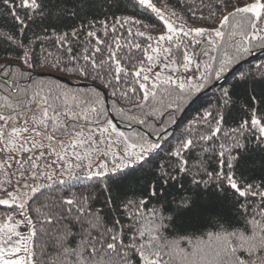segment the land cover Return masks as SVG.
Listing matches in <instances>:
<instances>
[{
    "label": "trees",
    "instance_id": "16d2710c",
    "mask_svg": "<svg viewBox=\"0 0 264 264\" xmlns=\"http://www.w3.org/2000/svg\"><path fill=\"white\" fill-rule=\"evenodd\" d=\"M18 2L19 0H9L6 5L3 0H0V65L4 64L6 60H14L16 58H19L22 62L24 52H29L30 63L23 65L24 69L31 67L29 99L33 93H39V95L32 103L42 97L49 98L51 106L46 104V108H48L46 120L51 131H53L54 125L59 126L61 123H67L71 120L67 111L71 110L88 115L87 120H85L83 114L79 116L80 123L87 126L83 129L85 135L92 132L94 135L99 136V130L96 129L93 122L95 117L87 112V109L99 106L104 109H110L108 118L116 125L117 130H123L128 135H133L136 131H158V127L136 123L137 120L145 119L147 113H155L156 121L163 120L165 127L169 128V135L173 133L180 135L181 132H184V138L195 139L196 132L206 131V129H201L196 124L197 118L205 109L211 110L220 105L224 88L230 90L232 100L227 108V122L221 125L222 132L215 137L211 144L204 145L206 147L215 146L216 152L206 154L199 145L185 150L182 153V158L187 161L188 174L174 172L173 174L177 175L178 179L170 181L167 186L159 184V179L155 175L158 170L157 165L160 163L166 167L168 164H175L177 160L176 158L169 159L167 154H165L160 162L157 160L156 163L145 165L144 170L136 174L139 177L138 179H132L121 187L113 186L112 188V194L117 201L125 196L128 200L143 199L147 201L151 199L148 196V186L153 180L157 181L158 187H164V196L151 200L145 206L144 217L137 224V227L144 232V240L140 242H146L153 237L158 239L159 247L154 250L160 252V264H222L221 257L217 253L220 251V241L224 236L232 232H244L246 235H251L254 229L264 226V216L259 215L260 211H264V197L261 195L264 194V146H261L255 140V136L259 135L258 130L253 129L251 135H247V138L243 141L245 147L240 150L238 162L234 167L237 183L245 187L248 184L253 185V191L256 192L255 196L248 194L241 198L227 184L221 185L222 189H218L215 184L204 188L202 186H194L191 182V176L196 175L201 168L213 171L217 167L219 143L223 142L226 147L228 146L223 133L238 127L245 120L250 121L253 113L256 114L258 119L262 120V126H264V87L261 86L264 81L261 80L260 76L240 78V74L245 72L259 74L261 70L256 65L264 63V50L259 47V41L252 37L251 32H248L247 35H232L233 24L239 21L240 17L232 18L229 24L218 23L227 12L233 10L229 0H152V3L156 7L161 8V11L170 22L183 27L185 31L188 30L189 26L206 24L210 28H217L224 33L223 36L216 37L213 32V36L208 39H214L215 45L211 47L208 43L203 45L209 50L208 57L195 55L194 53L198 52L195 44L188 47L187 51L193 62L189 71L195 70L197 76L200 71L205 70L206 64L215 66L216 61L212 60L211 57L219 58L225 51L232 55L233 49L230 45L248 47L252 50L249 53L237 56L228 65L220 78L225 74L226 77L218 85L206 89L217 80L213 77L205 79L199 91H192L183 96L180 93L169 96L165 90L175 88L176 84L187 75L181 66V51L175 47V44L183 41L187 45L188 41L195 35L192 33L188 37H183L179 32L173 33L174 42L159 41V47L171 49V53H167L170 55L171 61L173 59L176 61L174 65L178 67L179 82L173 79L175 83L167 85L163 80H157L149 76L147 83L150 94L148 98L145 99L141 96V93L145 91L144 89H138L135 96L132 97V100L142 106V111H132V109L136 108V104L129 100L117 101L116 97L113 96V91L116 92L117 96L124 93L131 95V88L138 87L136 84L137 80L140 83H144L143 75H147V73H143V71L148 66L153 65L151 61L147 60V56L151 55L153 51L149 50L144 53L137 50L135 44L139 43L142 47L151 45L152 49L158 46L155 37L163 34L166 29L157 28L156 31L151 30L158 23L157 16L150 10L145 11V7L140 6L138 0H120L119 7L109 6L108 4L112 0H108V3H104L103 0H96L94 4H86L84 0H46L45 13H60V20L50 23L49 17L46 15L41 17L38 11L19 10L16 15H19L24 20L25 25H27L23 34H21L19 25L13 19V12L10 10L12 5ZM234 2L239 6L241 2L244 4L264 3V0H234ZM37 3L43 7L42 0H37ZM172 13L176 15H172ZM245 15L254 16L255 14ZM26 17H35V23H30ZM122 18L140 21V24H128L125 27L131 28L133 33L143 31L145 37L151 35L154 39L148 41L138 35L127 33L125 27H120L117 23ZM102 22L108 27L110 34L107 37L102 34L104 32L101 27ZM257 24L260 27H264V24H260L259 21H257ZM113 26L117 28V32L114 34L111 33ZM73 31L76 32L74 37L70 35ZM87 32H95L97 35L89 37ZM65 33L69 34L67 44L72 46L71 57L58 43V38ZM37 37H39V40ZM117 38L119 39L120 47L114 46V41ZM197 39L203 40L204 38L197 37ZM40 40L43 41V44L39 43ZM100 40L112 45L110 49L106 50L103 45L99 44L98 41ZM16 41H19L25 47H18ZM29 41H32L31 46H29ZM96 47L101 48V53L96 54L97 61L102 59L107 62L106 66L110 67L108 79L116 83L114 89L97 88L93 80L84 78L79 73L73 75L71 79L87 82L89 83L88 85L70 84L55 76V74L63 75L65 68H67L69 73H73L77 68L83 67L82 55L85 54L83 49L88 48L91 50ZM157 51L159 52L158 49ZM109 52L113 54L111 58L109 57ZM33 53L38 58V62L36 59L31 58ZM87 54L89 56L92 55L91 51ZM70 58H74V62H70ZM117 60L120 61L119 66L124 69L122 73L115 72ZM57 62L60 63V71H56ZM196 63L201 65L198 70L194 69ZM45 65H50L52 71L44 70ZM141 69H143L141 77H135L134 73ZM9 71L15 74L14 79L20 80L21 69L19 67L13 65ZM43 71L46 74H42L41 72ZM101 72L103 74V68H101ZM125 73H128V75H125ZM117 75L121 76L122 81L130 80L132 84L129 86L128 84L116 82L115 76ZM195 82L196 78L194 77L193 83ZM57 91L67 92L66 103L57 104L51 101L52 95ZM85 93L87 95H84ZM6 94L7 103L13 106L12 109L3 107L5 104L3 97ZM20 95L22 96L23 93H20ZM16 96L17 93L15 91L0 92V110L5 113L18 112L19 114L32 104L29 103L24 109H21L16 106ZM253 96L256 97L255 102L251 101ZM168 105H171V107H168ZM177 107H179L178 111L176 110ZM57 111H59V115H57ZM168 113L173 115L170 116ZM112 114L118 120L120 126L114 120ZM130 123L132 127H129ZM173 124H175L174 127L172 126ZM189 132L191 135L188 134ZM207 134L211 135V132ZM55 135L61 137L58 132ZM113 135L112 129H109L100 139L107 137L109 141L114 140L115 136ZM4 146L1 144L0 149H4ZM101 147L104 150H109L106 145H101ZM115 148L116 145H111L112 150H115ZM8 149L10 147L7 146ZM6 151L0 154V158H3L0 159V199L5 197V189L12 191V185H15V179L19 177L21 162L25 159V154L20 159H16L10 151ZM165 153H167V149ZM39 156L36 155L35 157L38 158ZM9 157H13V159H9ZM36 162L40 163L39 159ZM124 171L128 170L125 169ZM117 174L119 175L120 173ZM196 178L200 179L201 176L196 175ZM203 178L207 179V177ZM69 183L72 185V192L76 196H79L82 191L85 195H88V191L83 189L77 181L70 180ZM181 185H183V188L180 187ZM241 190L244 191L245 188ZM184 195L191 197V202L187 207L179 205V200ZM100 199L103 200L104 197L101 196ZM30 203L26 197V204L29 205ZM16 204H19L17 200ZM96 206L103 207V204H97ZM161 207L164 214L170 217V220L165 227V231H155L154 225L158 221L150 215V212L152 209L159 210ZM27 211L28 215L32 216L31 209L27 208ZM44 212H46V209H42V213ZM113 215L120 216L122 225L125 228L127 227L129 221L123 218L122 213L114 212ZM9 216L13 217L12 222L18 221L19 217H22L19 218L20 220L23 219L22 214H17V210L8 209L7 206H0V233L3 224L9 221ZM32 218L35 223L36 217L32 216ZM254 219L258 221V225L252 223ZM41 232L40 225L36 224V232L35 235H32L31 243L32 258H35L34 264H54L55 257L52 255V250L50 248L46 251L42 250L43 236ZM128 234L131 235V233ZM229 239L235 247L237 244L236 240L230 236ZM237 255L245 260L248 259L247 254L242 251H238Z\"/></svg>",
    "mask_w": 264,
    "mask_h": 264
},
{
    "label": "snow or ice",
    "instance_id": "6c2138e0",
    "mask_svg": "<svg viewBox=\"0 0 264 264\" xmlns=\"http://www.w3.org/2000/svg\"><path fill=\"white\" fill-rule=\"evenodd\" d=\"M8 2L9 0H3V3L6 5ZM95 2L96 0H84L86 4H94ZM103 2L108 3V0H103ZM119 2L120 0H112L108 5L119 7ZM42 3L43 7L37 3V0H19L18 3L12 5L10 10L13 12V19L19 25L21 34H23L27 25H25L24 20L19 15H16V12L19 10L38 11L41 17L48 16L50 23L60 20V13H45L44 8L47 7V2L46 0H42ZM229 3L233 10L227 12L218 23L229 24L232 18L240 17L241 19L233 24L232 35H247L248 32H251L252 37L259 41V47L264 50V27H260L257 24V21L260 24H264V3L244 4L241 2L239 6H237L234 0H229ZM138 4L144 6L145 11L150 10L158 17V23L153 26L152 31H156L157 28L166 29L163 34L155 37L158 46L159 41L174 42L173 33L176 32L181 33L183 37H188L192 33L195 34L188 41L187 45L183 41L175 44V47L181 51V66L187 75L176 84L175 88L165 90L169 96L176 93H180L183 96L192 91H199L205 79H211L213 77L217 80L220 79L228 65L237 56L249 53L252 50L248 47L230 45L233 49L232 55H229V52L225 51L219 58L211 57L212 60L216 61L215 66L206 64L205 70L200 71L197 76L195 70L189 71L193 62L192 57L188 54V47L195 44L198 52L194 54L200 57H208L209 50L203 45L205 43H208L210 47L215 45L216 42L214 39H208L213 36V32L216 37L223 36L224 33L217 28H210L206 24L189 26L188 30L185 31L183 27L170 22L161 11V8L156 7L152 3V0H138ZM251 13L255 15H245ZM172 15L176 14L172 13ZM28 19L30 23H35V17ZM117 23L120 27H125L128 24H140V21L122 18ZM101 27L104 29L102 34L107 37L110 34L107 25L102 22ZM125 31L131 35H138L145 38L148 41L154 39L151 35L145 37L143 31L133 33L131 28L126 27ZM116 32L117 28L113 26L111 33L114 34ZM68 35V33H65L59 37L58 43L71 57L72 46L67 44ZM70 35L74 37L76 36V32L73 31ZM87 35L89 37H95L97 33L87 32ZM197 37H203L204 39H197ZM37 39L39 40V37ZM16 43L18 47H25L19 41H16ZM39 43L43 44V41L40 40ZM98 43L103 45L106 50L112 46L103 40L98 41ZM31 44L32 41H29V46ZM114 46L120 47L118 38L115 39ZM135 48L144 53H147L149 50H157L152 49L151 45L142 47L139 43L135 44ZM89 51L92 53L91 56L87 54ZM165 51L171 53L170 48L165 49ZM83 52L85 53L82 55L84 66L77 68L73 73H69L67 68H65L63 77L71 79L73 75L79 73L84 78L93 80L97 88L114 89L116 83L108 79L110 67L106 66V61L102 59L97 61L96 59V54L101 53V48L96 47L91 50L84 48ZM112 55L109 52L110 58ZM31 58L36 59L38 62L35 53L32 54ZM153 59V56H147L148 61H153ZM70 62H74V58H70ZM171 62L173 64L176 63L174 59ZM29 63V52L25 51L22 62L19 58H16L14 60H6L4 64L0 65V92L7 93L15 91L17 93L16 106L21 109H24L27 104L32 103L39 95V93H33L29 99L31 67L28 69L23 68L24 64ZM13 65L21 69L20 80L14 79L15 74L9 71ZM116 65V73L124 72V69L119 66V60L116 61ZM200 67L201 65L199 63L194 65V69L196 70ZM256 67L261 70L259 74L245 72L240 74V78L260 76L261 80L264 81V63L258 64ZM101 68H103V74ZM44 70L48 72L52 71L50 65H45ZM56 71H60L59 62L56 64ZM142 71L143 69L137 70L134 76L141 77ZM147 71L152 72L151 66H148ZM125 75H128V73H125ZM153 75H155L157 80L160 79L159 73H153ZM194 77L196 78L195 83H193ZM177 79H179V76ZM148 80L149 76L143 75L144 83H140L137 80L136 84L138 87L131 88V95L124 93L123 95L117 96L116 92L113 91V96L116 97L117 101L129 100L135 103L136 108L132 109V111H142V106L132 100V97L135 96L138 89H144L145 91L141 93V96L145 99L148 98L150 94L148 91ZM115 81L128 84L129 86L132 84L130 80L122 81L119 75L115 76ZM164 83L170 85L175 83V81L172 76H169L164 80ZM261 86L264 87V84ZM20 93H23V95L21 96ZM84 95H87V93ZM66 97L67 92L57 91L52 95L51 101L57 104H64L66 103ZM3 98L5 100L3 107L12 109L13 106L7 103V94ZM255 99L256 97L253 96L251 101L255 102ZM231 100L230 90L224 88L220 105L211 110L205 109L197 118L196 124L201 129H206V131L196 132L195 139L184 138V132H181L180 135H176L175 133L169 135V128L165 127L163 120L156 121L155 113H147L145 119L137 120L136 123L144 126L158 127V131H136L133 135H128L125 131L117 130L116 125L108 118L110 109H104L99 106L87 109V112L95 117L93 122L96 129L99 130V136L94 135L92 132L85 135L83 129L87 126L80 123L79 116L83 114L85 120H87L88 115L86 113L67 110L71 120L67 123H61L59 126L54 125L53 135L48 136V140L52 141L57 132L61 136L72 137L74 135V139L70 144L63 146L61 151H56L52 148L51 143L47 145L42 144L40 148L45 149L48 154L45 155L44 152H41L38 158L28 156L27 153L32 151V149L25 148L23 144H20L17 149L25 154V159L21 162L19 169V188L12 185V191L5 189L4 195L11 199V203L10 199H0V206L15 209L18 215L23 214L27 211V208H30L32 216L36 217V222L34 223L32 216L24 215L23 219L17 221L15 226L11 224L3 226L6 231L3 236H0V264H34L35 258L33 257L32 262L28 260L27 254L29 250L27 243L21 239V232L17 231L20 224L25 225L30 235H35L36 224L40 225L43 236L42 250L46 251L49 248L52 250V255L55 257L54 264H160V252L154 250L159 247L158 239L153 237L146 242H140L144 240V232L137 227V224L144 217L145 206L151 200L164 196V187H158L157 181L153 180L148 186V196L151 199L147 201L143 199L128 200L126 196L117 201L112 194V188L113 186L121 187L132 179H138L139 177L136 174L143 171L145 165L156 163L157 160L160 162L165 154H167L169 159L176 158L177 162L175 164H168L166 167L158 163V170L155 175L159 179V184L167 186L170 181H176L178 177L173 174L174 172L188 174L189 170L186 168L187 161L182 158V153L197 145L201 146V150L206 154L217 151L215 146L206 147L204 145L211 144L215 137L222 132L221 125L227 122V108ZM41 102L51 106L48 97H42ZM168 107H171V105H168ZM176 110L178 111L179 107ZM47 113L48 108H44V114L47 115ZM57 115H59V111H57ZM168 115L171 116L173 114L168 113ZM8 119L10 117L0 115V121H7ZM154 121L155 123H153ZM129 127H132L131 123ZM109 129H112V133L115 134V139L110 141L107 137L100 139ZM253 129L259 132V135L255 136L256 142L264 146V126H262V120L258 119L256 114L253 113L250 121L245 120L238 127L223 133L228 142V146L226 147L223 142L219 143L217 167L213 171H208L207 168H201L196 174L200 175L201 178L197 179L196 175H192V184L204 188L215 184L218 189H222L221 185L227 184L241 198H244L248 194L255 196L256 192L253 191V185L248 184L245 187L244 185L238 184L234 174V167L238 162L240 150L245 147L243 141L247 138V135H251ZM15 131L16 129H13V132ZM24 131L27 132L28 129H24ZM208 132H211V135H208ZM188 134L191 135L190 132ZM101 145H106L109 150H104ZM111 145H116L115 150L111 149ZM166 149L167 153H165ZM6 150L7 146L4 149H0V154H3ZM9 159H13V157H9ZM37 159H39L40 163L36 162ZM125 169L128 171H124ZM117 173L120 174L118 175ZM203 177H207V179ZM70 180L77 181L83 189L88 191V195H85L82 191L79 196H76L72 192V185L69 183ZM180 187L183 188V185ZM21 188L27 191L20 193L19 189ZM242 188H245V190L242 191ZM261 195L264 197V194ZM18 196L27 197V200L31 203L26 207L25 201L21 199V202L16 204ZM101 196L104 197L103 200L100 199ZM66 197L71 198L66 199ZM190 202L191 197L184 195L179 200V205L181 207H187ZM97 204H103V207H97ZM42 209H46V212L42 213ZM114 212L122 213L123 218L129 221L126 228L121 223V217L113 215ZM150 215L158 221L154 225V230L165 231L170 217L164 214L162 207L159 210L152 209ZM259 215L264 216V211H260ZM8 219L11 221L13 217L9 216ZM252 223L258 225V221L255 219ZM13 233L16 237L15 242H13ZM128 233H131V235ZM229 236L236 240L237 244L235 247L232 245ZM219 247L220 251L217 255L221 257L222 264H264V226H259L254 229L251 235H246L244 232L229 233L221 239ZM238 251L246 253L248 259L245 260L237 255Z\"/></svg>",
    "mask_w": 264,
    "mask_h": 264
},
{
    "label": "rangeland",
    "instance_id": "374dc122",
    "mask_svg": "<svg viewBox=\"0 0 264 264\" xmlns=\"http://www.w3.org/2000/svg\"><path fill=\"white\" fill-rule=\"evenodd\" d=\"M155 49H158L159 52L157 50L151 52V56H153L154 58L153 61H151L153 64L151 66L152 72H149L146 69L143 71V73H147V75L151 76V78H156L155 75H153V73H159L160 79L163 81L167 79V77L172 76V78L175 81L179 82L178 81L179 79L176 78L178 76V71H177L178 67H176L171 62L170 55L165 51V49L160 48L159 46H157ZM165 65H167V67H165ZM41 73L46 74V72L44 71ZM55 76L59 78L58 76H63V75L55 74ZM225 77H226V74L222 78L224 79ZM218 80L214 81L206 89H209L221 83L222 80L221 81H218ZM44 108H46V104H43L41 102V99H38L34 101L24 111L20 112L19 114L18 112L17 113L16 112L5 113L0 110V115L10 117V119H8L7 121H0V145L3 144L5 145L4 147L6 146L10 147V149H8L6 152L10 151L14 158L20 159L22 155H24V153L17 150L20 144H23L25 148L32 149V151L27 153V155L29 156L40 155L41 152H44L45 155H47L48 153L45 151V149L40 148V145L42 144L47 145L51 143L52 148H54L56 151H61L63 146H67L74 139V136L59 137L55 135V138L52 141L48 140V136L53 135V131H51L50 126L47 124L46 115L44 114ZM172 126L174 127L175 124H173ZM13 129H16V131L13 132ZM24 129H28V131L25 132ZM119 131H123V130H119ZM113 136H115V134ZM0 159H3V158H0ZM19 179L20 177H17V179H15V186L17 188H19V183H18ZM19 191L20 193H23L27 190L21 188L19 189ZM14 195L16 194L14 193ZM3 199H10V198L5 196L3 197ZM21 199H23L26 203V197H22V196H18L17 198L18 203L21 202ZM26 207H27V204H26ZM24 215H28V211H25L22 214V216ZM19 218H22V217H19ZM19 218H18V221H20ZM16 222L7 221L3 224V226L9 225V224L15 226ZM3 226L1 229L0 236H3L6 231V229ZM17 231L21 232L22 234L21 239L25 240L27 243V248L29 250L27 254V258L30 262H32L33 261L32 254H31L32 235L29 234L28 229L23 224L19 225V227L17 228ZM15 240H16V237L13 233V242H15Z\"/></svg>",
    "mask_w": 264,
    "mask_h": 264
},
{
    "label": "water",
    "instance_id": "95a60500",
    "mask_svg": "<svg viewBox=\"0 0 264 264\" xmlns=\"http://www.w3.org/2000/svg\"><path fill=\"white\" fill-rule=\"evenodd\" d=\"M60 79H62V80H64V81H66V82H68V83H70V84H74V85H88L89 83H87V82H84V81H73V80H71V79H66V78H64L63 76H58ZM223 78H221L220 80H218V81H221ZM218 83V82H217ZM213 86V85H212ZM112 116H113V118H114V120L118 123V120L114 117V115L112 114ZM119 124V123H118ZM119 126H120V124H119Z\"/></svg>",
    "mask_w": 264,
    "mask_h": 264
}]
</instances>
